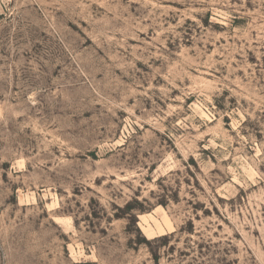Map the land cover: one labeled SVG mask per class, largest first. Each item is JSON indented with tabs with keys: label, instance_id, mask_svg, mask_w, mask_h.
I'll list each match as a JSON object with an SVG mask.
<instances>
[{
	"label": "rangeland",
	"instance_id": "1",
	"mask_svg": "<svg viewBox=\"0 0 264 264\" xmlns=\"http://www.w3.org/2000/svg\"><path fill=\"white\" fill-rule=\"evenodd\" d=\"M0 264H264V0H0Z\"/></svg>",
	"mask_w": 264,
	"mask_h": 264
},
{
	"label": "bare ground",
	"instance_id": "2",
	"mask_svg": "<svg viewBox=\"0 0 264 264\" xmlns=\"http://www.w3.org/2000/svg\"><path fill=\"white\" fill-rule=\"evenodd\" d=\"M160 228H162V227H160ZM149 229V228H148ZM150 233V232H149Z\"/></svg>",
	"mask_w": 264,
	"mask_h": 264
}]
</instances>
